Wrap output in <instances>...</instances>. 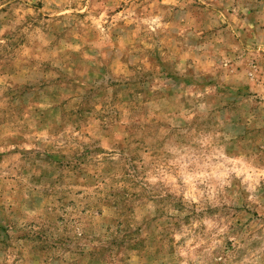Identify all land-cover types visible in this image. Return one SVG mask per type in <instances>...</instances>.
<instances>
[{
	"label": "rangeland",
	"instance_id": "rangeland-1",
	"mask_svg": "<svg viewBox=\"0 0 264 264\" xmlns=\"http://www.w3.org/2000/svg\"><path fill=\"white\" fill-rule=\"evenodd\" d=\"M0 264H264V0H0Z\"/></svg>",
	"mask_w": 264,
	"mask_h": 264
}]
</instances>
